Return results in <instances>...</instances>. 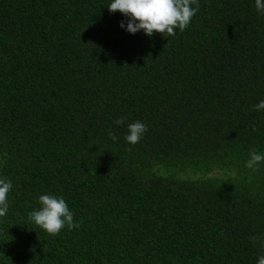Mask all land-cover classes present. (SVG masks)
Segmentation results:
<instances>
[{
    "label": "trees",
    "instance_id": "1",
    "mask_svg": "<svg viewBox=\"0 0 264 264\" xmlns=\"http://www.w3.org/2000/svg\"><path fill=\"white\" fill-rule=\"evenodd\" d=\"M110 2L0 0V264H256L264 161L245 163L264 153V15L197 0L183 31L148 37ZM43 194L73 227L29 220Z\"/></svg>",
    "mask_w": 264,
    "mask_h": 264
},
{
    "label": "clouds",
    "instance_id": "2",
    "mask_svg": "<svg viewBox=\"0 0 264 264\" xmlns=\"http://www.w3.org/2000/svg\"><path fill=\"white\" fill-rule=\"evenodd\" d=\"M198 8L197 0H111L107 6L110 13L119 11L125 17V20L119 24L122 30L129 34L142 31L148 37H151L154 32L174 35L175 29L183 31ZM255 8L258 15H264V0H255ZM253 107L258 112L264 111V100ZM115 123L121 125L124 120L117 118ZM146 131L144 123L132 122L127 125L124 140L130 145H135ZM108 135L114 141L117 139L111 131ZM261 161H264V153L253 151L245 166L254 169ZM11 188L12 184L9 180L0 178V218L8 213L7 196ZM38 202L40 207L28 213L29 220L35 226L52 235L57 234L66 225L69 228L73 227V213L62 197L43 194L39 196ZM256 264H264V256H259Z\"/></svg>",
    "mask_w": 264,
    "mask_h": 264
},
{
    "label": "rangeland",
    "instance_id": "3",
    "mask_svg": "<svg viewBox=\"0 0 264 264\" xmlns=\"http://www.w3.org/2000/svg\"><path fill=\"white\" fill-rule=\"evenodd\" d=\"M216 174L220 175V173H219V172H218V173H216Z\"/></svg>",
    "mask_w": 264,
    "mask_h": 264
}]
</instances>
